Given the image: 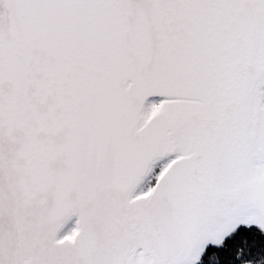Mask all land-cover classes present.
Wrapping results in <instances>:
<instances>
[{"label":"snow or ice","instance_id":"obj_1","mask_svg":"<svg viewBox=\"0 0 264 264\" xmlns=\"http://www.w3.org/2000/svg\"><path fill=\"white\" fill-rule=\"evenodd\" d=\"M0 264H264V0H0Z\"/></svg>","mask_w":264,"mask_h":264}]
</instances>
